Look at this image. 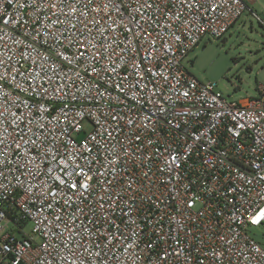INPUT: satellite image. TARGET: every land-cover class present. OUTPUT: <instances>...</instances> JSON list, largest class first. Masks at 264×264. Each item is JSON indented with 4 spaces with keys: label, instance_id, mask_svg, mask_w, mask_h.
Instances as JSON below:
<instances>
[{
    "label": "built area",
    "instance_id": "built-area-1",
    "mask_svg": "<svg viewBox=\"0 0 264 264\" xmlns=\"http://www.w3.org/2000/svg\"><path fill=\"white\" fill-rule=\"evenodd\" d=\"M245 13L264 28L248 0H0V264H264V86L183 64Z\"/></svg>",
    "mask_w": 264,
    "mask_h": 264
},
{
    "label": "rangeland",
    "instance_id": "rangeland-1",
    "mask_svg": "<svg viewBox=\"0 0 264 264\" xmlns=\"http://www.w3.org/2000/svg\"><path fill=\"white\" fill-rule=\"evenodd\" d=\"M251 19L253 29L231 28L223 38L206 37L183 60L192 74L202 81L217 83V88L231 101L260 97L259 86H264V28L256 19ZM84 125L91 128L88 121ZM32 229L31 222L24 227L26 233ZM249 230L264 246V225ZM16 235L22 236L18 232Z\"/></svg>",
    "mask_w": 264,
    "mask_h": 264
},
{
    "label": "crops",
    "instance_id": "crops-1",
    "mask_svg": "<svg viewBox=\"0 0 264 264\" xmlns=\"http://www.w3.org/2000/svg\"><path fill=\"white\" fill-rule=\"evenodd\" d=\"M251 6L264 18V3L260 0H248ZM252 16L249 13H245L233 26L234 30H246L248 27L254 28ZM251 23V25H250Z\"/></svg>",
    "mask_w": 264,
    "mask_h": 264
},
{
    "label": "snow or ice",
    "instance_id": "snow-or-ice-1",
    "mask_svg": "<svg viewBox=\"0 0 264 264\" xmlns=\"http://www.w3.org/2000/svg\"><path fill=\"white\" fill-rule=\"evenodd\" d=\"M73 187H75V185H74ZM82 187H85V188H86V187H87V185H84V186H82Z\"/></svg>",
    "mask_w": 264,
    "mask_h": 264
}]
</instances>
